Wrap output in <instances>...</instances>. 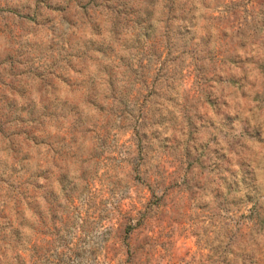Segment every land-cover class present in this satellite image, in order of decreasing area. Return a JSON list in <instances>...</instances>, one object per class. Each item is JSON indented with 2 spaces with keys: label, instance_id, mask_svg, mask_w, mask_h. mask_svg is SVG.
Instances as JSON below:
<instances>
[{
  "label": "rangeland",
  "instance_id": "1",
  "mask_svg": "<svg viewBox=\"0 0 264 264\" xmlns=\"http://www.w3.org/2000/svg\"><path fill=\"white\" fill-rule=\"evenodd\" d=\"M0 264H264V0H0Z\"/></svg>",
  "mask_w": 264,
  "mask_h": 264
}]
</instances>
